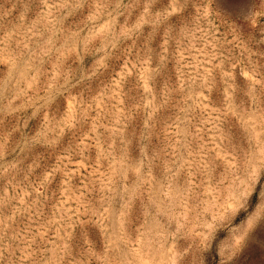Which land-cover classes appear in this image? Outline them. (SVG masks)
I'll list each match as a JSON object with an SVG mask.
<instances>
[{
	"label": "rangeland",
	"instance_id": "rangeland-1",
	"mask_svg": "<svg viewBox=\"0 0 264 264\" xmlns=\"http://www.w3.org/2000/svg\"><path fill=\"white\" fill-rule=\"evenodd\" d=\"M260 191L264 0H0V264H264Z\"/></svg>",
	"mask_w": 264,
	"mask_h": 264
},
{
	"label": "snow or ice",
	"instance_id": "snow-or-ice-1",
	"mask_svg": "<svg viewBox=\"0 0 264 264\" xmlns=\"http://www.w3.org/2000/svg\"><path fill=\"white\" fill-rule=\"evenodd\" d=\"M255 179H256L255 174H253L251 178V182L249 184V189H251L252 182H254ZM256 187H257V190L259 191V186L257 185ZM248 196H249V190H245L244 192L239 194L237 201L243 200L244 198ZM259 200H260L259 207L256 209V212H254L252 216L249 218L250 220L254 219L257 214L260 215L261 217H264V191H260Z\"/></svg>",
	"mask_w": 264,
	"mask_h": 264
},
{
	"label": "clouds",
	"instance_id": "clouds-1",
	"mask_svg": "<svg viewBox=\"0 0 264 264\" xmlns=\"http://www.w3.org/2000/svg\"><path fill=\"white\" fill-rule=\"evenodd\" d=\"M247 203H248V197L244 198L243 200L236 201L234 203V206L227 209V211L231 212L234 216L241 210L247 209ZM260 200H258L257 205L253 208V210L248 213L245 217V219L250 218L254 212H256V209L259 207Z\"/></svg>",
	"mask_w": 264,
	"mask_h": 264
}]
</instances>
